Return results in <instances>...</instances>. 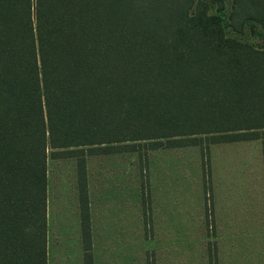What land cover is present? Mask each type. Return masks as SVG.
Returning a JSON list of instances; mask_svg holds the SVG:
<instances>
[{"label":"trees","instance_id":"trees-1","mask_svg":"<svg viewBox=\"0 0 264 264\" xmlns=\"http://www.w3.org/2000/svg\"><path fill=\"white\" fill-rule=\"evenodd\" d=\"M0 0V264H45L46 159L264 130V48L200 0ZM236 27L264 0H233Z\"/></svg>","mask_w":264,"mask_h":264},{"label":"rangeland","instance_id":"rangeland-1","mask_svg":"<svg viewBox=\"0 0 264 264\" xmlns=\"http://www.w3.org/2000/svg\"><path fill=\"white\" fill-rule=\"evenodd\" d=\"M202 1L224 35L264 48L262 21L238 28L233 0ZM83 164L94 204L133 210L136 264H264V130L255 139L172 147L141 141L133 151L86 154ZM76 170L75 158L48 157L49 193L75 194Z\"/></svg>","mask_w":264,"mask_h":264},{"label":"crops","instance_id":"crops-1","mask_svg":"<svg viewBox=\"0 0 264 264\" xmlns=\"http://www.w3.org/2000/svg\"><path fill=\"white\" fill-rule=\"evenodd\" d=\"M87 177L84 170V187L76 184L70 198L50 194L46 177L45 223L51 217L52 239L45 230V264H136L133 210L110 200L94 204Z\"/></svg>","mask_w":264,"mask_h":264}]
</instances>
